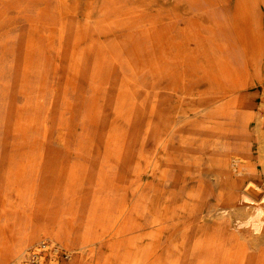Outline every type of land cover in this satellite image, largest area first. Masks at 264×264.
<instances>
[{
	"label": "rangeland",
	"instance_id": "obj_1",
	"mask_svg": "<svg viewBox=\"0 0 264 264\" xmlns=\"http://www.w3.org/2000/svg\"><path fill=\"white\" fill-rule=\"evenodd\" d=\"M263 99L264 0H0V264H264Z\"/></svg>",
	"mask_w": 264,
	"mask_h": 264
},
{
	"label": "bare ground",
	"instance_id": "obj_2",
	"mask_svg": "<svg viewBox=\"0 0 264 264\" xmlns=\"http://www.w3.org/2000/svg\"><path fill=\"white\" fill-rule=\"evenodd\" d=\"M233 32H234V30H233ZM94 42H95V40L92 39L91 43L94 44ZM236 42H237V38H236ZM237 43L239 44V42H237ZM243 54H244V51H243ZM247 73L248 72L245 68V54H244V64L241 68V72H239L237 75L233 76L231 74V72H229V69L225 70V68L221 65V91L224 93V95H222L221 99L218 101H216L215 99H212L211 97L208 96V94H209L208 89H212L211 85L214 84V82L213 83L211 82L208 84H207V82H205L204 85L201 87L193 86L194 88L191 89V91L188 90V87L186 85L182 88L175 89L174 91L177 95L176 102H178V104L175 105L174 108L177 110V114L181 115L180 113H182L183 116H181V117L176 116L175 117L174 122H173V127L171 128V132L175 129V127L180 126L182 124V122H185L186 120H188L194 116L205 114L207 111L213 109V107L215 105L223 104L224 102H227L229 100H231L230 101V103H231L234 99L237 98V95H239L240 93H242L246 89H248V88L252 89L253 87H256L255 81L252 80L250 78V76L248 77ZM179 81H181L182 83L187 82V80L185 78H181V77L179 78ZM216 83L214 85L219 84V83H217V84ZM255 101H256V99H254V101L251 105L245 104L242 106V107H244L243 112L248 114L250 122H252L254 119V111L253 110L255 107L258 106V104ZM261 105L264 108V99H263ZM261 105H259V106H261ZM184 106H195V107H193L194 109H192L191 111H188V110L184 109ZM261 115H263V114H261ZM261 120H262V122H264V118ZM166 142L167 141L165 139L158 146V148L156 150V155H155L156 162L160 161V159H161L160 153H162L161 151L166 146ZM257 188H258L257 186L255 187L253 185V186L249 187L247 192L252 193V194H257ZM133 202H134V199H132L130 202H128L119 211L120 213L116 217L117 219H116L115 224L109 230H107L105 232V234L103 235V239L111 238L112 236H114V234L117 232V230H119L120 225L125 220L129 210L131 209V205L133 204ZM262 212H263V208L261 206H259L257 208L258 215L261 216ZM188 216L190 217L192 215L188 214ZM194 216H196V214H194L193 217ZM177 219H178V216L176 214V211L174 210V208L171 207L168 211H166V214H164L162 221L164 223L170 222V223L176 224ZM202 219H204V218H202ZM187 229H188L187 226L184 227V239H185V241L190 240L191 237L194 235L192 230L189 231ZM47 239L49 240V242L45 241L42 244L45 248L49 247L53 242H55L54 236H52L50 238L46 236L43 240H47ZM34 249L36 250L37 247ZM122 258L125 259L127 257H126V255H124V257H122ZM136 260L140 261L141 257H136Z\"/></svg>",
	"mask_w": 264,
	"mask_h": 264
}]
</instances>
